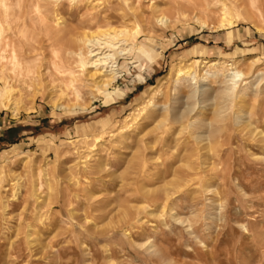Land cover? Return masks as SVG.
Instances as JSON below:
<instances>
[{"label":"rangeland","instance_id":"374dc122","mask_svg":"<svg viewBox=\"0 0 264 264\" xmlns=\"http://www.w3.org/2000/svg\"><path fill=\"white\" fill-rule=\"evenodd\" d=\"M12 1L0 264H264L260 0ZM96 28L121 33L95 48L104 91L78 43Z\"/></svg>","mask_w":264,"mask_h":264},{"label":"bare ground","instance_id":"6f19581e","mask_svg":"<svg viewBox=\"0 0 264 264\" xmlns=\"http://www.w3.org/2000/svg\"><path fill=\"white\" fill-rule=\"evenodd\" d=\"M26 1V0H25ZM37 1H39V0H37ZM259 1V0H258ZM32 2V1H31ZM260 3H261V5L262 6H260V7H262V8H264V0H260L259 1ZM30 4H32V3H30ZM26 6L25 7H28V5L27 4H25ZM34 5V4H33ZM32 5V6H33ZM52 5H54V4H52ZM35 6H38L37 5V3L35 4ZM51 6V5H50ZM55 6V5H54ZM4 7V6H3ZM30 7V6H29ZM11 9H15L16 8V2H15V0H13L12 1V3H11V7H10ZM35 8V7H34ZM34 8L32 7V8H30L29 10L30 11H32V14H34L35 12V10H34ZM38 8V7H37ZM36 8V9H37ZM20 9H21V7H20ZM23 10H25L24 8H22ZM26 10H28V9H26ZM22 11V10H21ZM24 14H25V12H23ZM51 13V12H50ZM12 16L10 15V17H9V19H8V22H10V19H11V17H13L14 16V12L12 11ZM36 15H37V12L35 13ZM35 15V16H36ZM26 16V15H25ZM39 16H40V14H39ZM3 17H5V15L3 16ZM24 18V17H23ZM34 18H37V17H30V21L31 22H33V23H35L36 25H39L40 23H39V21L41 20H39V21H37V19H39V18H41V17H38L37 19H34ZM3 19V18H2ZM2 19H0V21L2 20ZM27 19V18H26ZM25 19V20H26ZM24 20V19H23ZM24 20V21H25ZM15 21V20H14ZM13 21V22H14ZM27 21V20H26ZM29 21V20H28ZM29 21V22H30ZM17 22V21H16ZM41 22V21H40ZM47 21H45V23H46ZM15 23V22H14ZM41 23H43V22H41ZM21 24V23H20ZM7 25H8V23H7ZM29 25V24H28ZM46 25V24H45ZM220 24H218L217 26H219ZM12 26V25H11ZM21 27H23V26H21ZM8 28V27H7ZM25 28V27H24ZM23 28V29H24ZM106 28V27H105ZM111 28V27H110ZM27 29V28H26ZM121 29V28H120ZM3 30V29H2ZM28 30V29H27ZM62 30V29H61ZM22 31V30H21ZM24 31V30H23ZM22 31V32H23ZM94 31V30H93ZM25 33V32H24ZM30 34H32V33H30ZM120 31L119 30H115V31H113V30H111V29H97L96 28V30L94 31V32H91V31H84L83 33H80L79 34V42L78 41H76V42H78V43H80V45H84V46H94V48H91V49H89V48H85L84 49V54H85V57H86V59H87V62H86V70H84V79H87L88 80V83L90 84V86L93 88V89H96V91L97 90H99V91H104V89L109 85V83L112 81V79L115 77V75H116V71L114 70V68H113V65H112V62H110V61H108V59H107V57H108V55L109 54H106V53H101V52H99V50H95V48H100V47H98V45H103V44H105V42H107L108 40L110 41V39H112L113 37H118V36H120ZM27 35V34H26ZM23 36V35H22ZM16 37V36H15ZM14 37V38H15ZM77 37V36H76ZM2 38V37H1ZM14 38H12L13 40H14ZM24 38V37H23ZM4 39V38H3ZM1 41H2V39H0ZM26 40V39H25ZM1 41H0V43H1ZM4 41V40H3ZM2 41V42H3ZM15 41V40H14ZM19 41V40H18ZM27 41V40H26ZM114 41V40H113ZM116 41H117V39H116ZM11 42V41H10ZM118 42V41H117ZM19 42H17L16 43V45L18 44ZM30 43H32V42H30ZM114 43V42H113ZM47 44V43H46ZM0 45H2V44H0ZM4 45V44H3ZM6 45V44H5ZM12 45V44H11ZM20 45H22V44H20ZM13 46V45H12ZM90 46V47H91ZM111 46V45H110ZM109 45H108V47H110ZM4 47V46H3ZM19 47V46H18ZM18 47H16V48H18ZM106 47V46H105ZM115 47V46H114ZM5 48V47H4ZM3 48V49H4ZM107 48V47H106ZM30 50V49H29ZM1 54H2V52H0ZM14 54H15V52H13ZM142 53V52H141ZM6 54H7V52H6ZM74 55L75 56H77L78 55V52H75L74 53ZM6 56V55H5ZM15 57V56H14ZM17 57H19V56H17ZM6 63H8V65H10V67H11V65H13L14 64V62H13V57H12V55L10 54V53H8L7 54V56H6ZM15 59V58H14ZM77 59V58H76ZM1 60H3V58L1 59ZM1 60H0V62H1ZM16 60V59H15ZM18 60V59H17ZM80 60V59H79ZM86 61V60H85ZM85 63V62H84ZM83 63V64H84ZM16 65V64H15ZM1 66H2V64H1ZM17 66V65H16ZM15 67H13V69H14ZM7 69H10L9 67L7 68ZM62 70V69H61ZM6 71V70H5ZM8 71H11V70H8ZM174 71H175V69H174ZM214 71H216V72H219V69L218 68H215L214 69ZM15 73V72H14ZM214 74V73H213ZM217 74V73H216ZM83 76V75H82ZM73 80H69L67 83H68V88H71V90H72V94H73V92H75V89H74V87H72V85H71V82H72ZM87 82V81H86ZM67 85V84H66ZM91 88V89H92ZM9 90V89H8ZM6 93H8V92H6ZM5 96V95H4ZM3 97V96H2ZM5 99V98H4ZM2 100V99H1ZM6 101V100H5ZM1 103V102H0ZM56 109H61V106H56L55 107ZM14 193V192H13ZM34 199V198H33ZM41 202V201H40ZM40 202H39V204H40ZM4 205L3 204H1L0 205V210L2 209V207H3ZM42 206H45V205H42ZM44 209V208H43Z\"/></svg>","mask_w":264,"mask_h":264}]
</instances>
